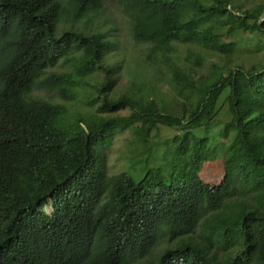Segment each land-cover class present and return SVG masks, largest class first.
Instances as JSON below:
<instances>
[{"label":"trees","instance_id":"1","mask_svg":"<svg viewBox=\"0 0 264 264\" xmlns=\"http://www.w3.org/2000/svg\"><path fill=\"white\" fill-rule=\"evenodd\" d=\"M121 18L144 57L116 92ZM263 18L264 0H0V264H264V62L193 76L264 42ZM140 63L168 73L178 112ZM126 130L139 167L108 174Z\"/></svg>","mask_w":264,"mask_h":264},{"label":"rangeland","instance_id":"2","mask_svg":"<svg viewBox=\"0 0 264 264\" xmlns=\"http://www.w3.org/2000/svg\"><path fill=\"white\" fill-rule=\"evenodd\" d=\"M117 13V10L115 9ZM120 18V14L118 15V19ZM120 29L115 32L116 39L119 40L118 47L114 49L111 53L115 59L121 60V69L117 81L116 92H122L129 90L131 88L130 85V78H131V70L134 63V58L142 59L144 56L142 54L143 46L142 44L133 40L130 36L129 30L127 28V23L124 21L123 18L120 19ZM264 40V37H263ZM178 54L179 58L177 59V63H185L186 65H193V56L192 59H186V48L178 47ZM194 50V49H193ZM229 60V65L234 66L235 64H243L244 67H250L252 65H257L258 63L264 62V42L260 38H251L249 35L242 38L241 42L238 44L235 53H233L229 58L225 56L218 57V56H211L206 55L205 61L202 62L200 66H194V73L193 76L195 78L199 77H206L210 71L212 63H217L220 67H225V62ZM141 66H144V63H140ZM147 73L145 74L146 77L149 79L148 84L150 81H154V88L152 90L147 89L146 92H150V96L155 98H160V101L167 100V105L164 107L166 111L178 112L176 107H172V103L170 100L174 99L172 97L171 90L169 89V85L167 82V75L165 74L164 79L158 80L160 75L159 71L149 70L148 65H145ZM157 79V80H155ZM135 91V88L132 89ZM35 95L40 97L46 96L47 93L43 90H36L34 92ZM82 95L79 94L76 100L71 101L68 103L71 110L79 109L80 111H86L87 106L82 101ZM163 98V99H162ZM162 99V100H161ZM158 101V102H160ZM225 108V105L222 106V109ZM128 110H122L120 113L128 114ZM162 135L157 138V140L166 141L167 144H171L170 138L174 136L177 132H173L170 130L162 129ZM159 133V132H158ZM154 132V134H158ZM134 132L130 130H126L125 132L117 135L107 152V172L108 174H114L121 170H124L127 167L131 169H135L139 167V164L134 163L133 159H128L130 152L129 147L134 146ZM209 145V144H208ZM163 149L160 148L158 152L162 154ZM160 154H157V157L151 158L150 163L158 162L160 158ZM140 156V155H139ZM127 158V159H126ZM224 173L223 164L221 160H209L206 161L201 169L200 177L206 181L207 183L211 184L214 182H218L220 179L221 174Z\"/></svg>","mask_w":264,"mask_h":264},{"label":"water","instance_id":"3","mask_svg":"<svg viewBox=\"0 0 264 264\" xmlns=\"http://www.w3.org/2000/svg\"><path fill=\"white\" fill-rule=\"evenodd\" d=\"M264 19V18H263Z\"/></svg>","mask_w":264,"mask_h":264}]
</instances>
